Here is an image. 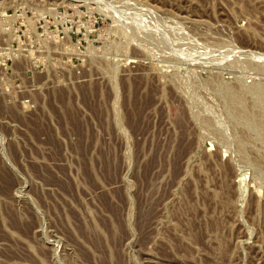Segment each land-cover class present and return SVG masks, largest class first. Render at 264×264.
Wrapping results in <instances>:
<instances>
[{"label":"rangeland","instance_id":"rangeland-1","mask_svg":"<svg viewBox=\"0 0 264 264\" xmlns=\"http://www.w3.org/2000/svg\"><path fill=\"white\" fill-rule=\"evenodd\" d=\"M97 263L264 264V0H0V264Z\"/></svg>","mask_w":264,"mask_h":264},{"label":"bare ground","instance_id":"bare-ground-1","mask_svg":"<svg viewBox=\"0 0 264 264\" xmlns=\"http://www.w3.org/2000/svg\"><path fill=\"white\" fill-rule=\"evenodd\" d=\"M133 87V86H132ZM134 101V100H133ZM64 102V101H63ZM65 103V102H64ZM99 113V112H98ZM103 114V113H102ZM141 114V113H140ZM143 116V115H142ZM142 118V117H141ZM73 121V120H72ZM72 129V128H71ZM51 139V138H50ZM90 139V138H89ZM81 141V140H80ZM76 148V147H75ZM107 154V153H106ZM82 162V161H81ZM98 169V168H97ZM150 169V168H149ZM115 170V169H114ZM105 172V171H104ZM84 173V172H83ZM86 173V172H85ZM106 176V175H105ZM112 176V175H111ZM5 179H6V177H5ZM91 181V180H90ZM142 181V180H141ZM5 190V189H4ZM72 196V195H71ZM153 202V201H152ZM107 206H108V204H107ZM142 206V205H141ZM110 208V207H109ZM9 215V214H8ZM113 217V216H112ZM113 222V221H112ZM140 222V221H139ZM149 222V221H148ZM144 228V227H143ZM80 230V229H79ZM86 230V229H85ZM25 231V230H24ZM93 237V236H92ZM98 240V239H97ZM95 243V242H94ZM97 243V242H96ZM91 244V243H90ZM112 245H114V244H112ZM96 246V245H95ZM16 252V251H15ZM114 258V257H113ZM112 258V259H113ZM27 259V258H26ZM98 264V263H97Z\"/></svg>","mask_w":264,"mask_h":264}]
</instances>
